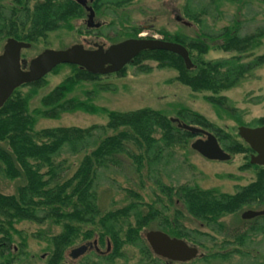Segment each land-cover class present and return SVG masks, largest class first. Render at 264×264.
I'll return each instance as SVG.
<instances>
[{
	"label": "trees",
	"instance_id": "1",
	"mask_svg": "<svg viewBox=\"0 0 264 264\" xmlns=\"http://www.w3.org/2000/svg\"><path fill=\"white\" fill-rule=\"evenodd\" d=\"M13 2L14 7L10 8L12 10L5 22L1 20L4 18L0 7V40L14 38L33 45L46 39L50 33L61 30L76 17L77 6L70 2L38 0L33 8L25 6L23 0ZM185 11L189 19L198 24L201 22L200 15L189 13L188 7H185ZM239 32L238 27L233 25L224 28L218 36L202 33L198 36L199 39L202 37L201 40L190 41L181 34L162 31L160 34L165 41L187 48L196 68L188 70L182 57L162 50L142 52L131 65L144 73L152 69L148 66L149 62L172 69L178 75L176 81L179 84L192 92H208L212 96L206 99L213 106L224 111L231 110L227 105L229 99L221 94L236 89L255 77L257 70L264 68V54L255 56V50L262 45L264 29L244 37ZM208 40L214 43L213 48ZM215 41L220 43L215 44ZM211 49L234 56L208 61L205 56ZM64 67H69L73 74L44 96L41 109L30 111L29 101L36 90L45 84V78L14 91L0 109V177L22 181L17 194L0 193V257L4 259L3 264H12L27 249L28 238L24 232L16 229L21 222L61 227L60 234L47 240L51 247L47 264H65L67 250L81 237L92 240L96 233L99 235L98 243L103 247L110 244L111 249L108 255L100 259L103 262L111 259L112 264L116 259L123 258L126 245L134 246L137 242H141L149 258L154 259L151 247L141 233L147 228L157 227V223L164 225L159 226L167 235L190 239L179 223L182 218L179 209L174 212L173 221L171 216L164 215L153 205H147L146 210V206L136 201L120 210L105 211L99 205L97 191L101 173L122 167L125 158L137 166L140 173L146 162L151 167L161 164L167 154L173 153L177 147L185 148L194 136L179 129L177 123L163 112L148 108L130 113L102 109L100 112L106 114L108 123L88 129L57 127L37 130L39 118L56 119L67 111H88V107L92 106L80 100H69L67 96L82 83H97L100 75L95 76L76 65L66 64L55 68L53 74ZM127 69L114 76L125 77ZM25 87L32 88L28 94L21 92ZM91 111L94 113L96 109L91 108ZM177 118L188 125L207 129L219 138L220 143L229 142L227 150L233 155L250 156L252 153L251 147L239 135L235 137L226 133L196 112L184 109ZM259 123L263 126L264 119ZM70 157L77 160L71 162ZM248 161L245 168H254L256 179L240 188L236 194L203 190L191 184L177 188L162 184L159 188L171 203L176 198L187 214L221 233L224 223L220 221L224 217L240 213L243 209L260 210L264 206V167L252 165L250 157ZM129 194L132 200H141L139 194ZM131 218L135 219V226L129 224L123 231L122 224ZM83 226L94 230L83 232ZM253 228L264 235L262 226L260 229ZM16 236L20 240L18 253L12 247ZM248 237V233H245L237 246L243 248Z\"/></svg>",
	"mask_w": 264,
	"mask_h": 264
},
{
	"label": "rangeland",
	"instance_id": "2",
	"mask_svg": "<svg viewBox=\"0 0 264 264\" xmlns=\"http://www.w3.org/2000/svg\"><path fill=\"white\" fill-rule=\"evenodd\" d=\"M13 3V0H0L2 18H4L1 19L2 22L8 20L7 17L12 10L10 8L14 7ZM128 3L125 7L126 10H115L113 13L111 12V15L107 14L104 18L114 27L111 32L107 33L102 30L90 34L85 33V25L73 19L61 30L50 33L46 39H42L33 44L31 49L24 51V58L31 60L45 49L64 50V48L74 46V44L83 43L84 37H87L90 43H94L95 41H104L99 37L107 35L111 39L118 38L116 42H119L126 40L125 37L133 28L148 27L151 24L155 25V29L153 31L139 30L142 35L147 36L149 34V36L160 39L163 38L160 32L163 31L181 34L190 41L201 40L202 37L199 39L198 36L202 33L214 37L218 36L224 28L233 25L238 27L239 33L243 37L254 34L258 29H264V0H130ZM30 7L33 8V4ZM185 7H188L189 13L192 12V14L201 16L199 24L189 19L190 16L185 11ZM208 42L212 47L214 44L212 40H208ZM215 42H217L215 44L220 43ZM5 44L6 40H0V54ZM86 47L90 46L86 45ZM211 50L205 56L208 61L234 56L220 50ZM262 54H264V39L261 47L255 50V56ZM148 66L152 68L148 73L138 71L136 67L128 65L125 77L100 76L97 83L80 84L67 97L69 100H80L86 104H91L92 106L88 107V111L78 109L77 111H67L56 119L39 118L36 129H57V127L88 129L94 125H106L108 120L106 114L100 112L102 109L130 113L148 108L163 112L169 118H177L180 111L187 109L206 117L212 124L235 137H238L239 127L258 128L260 126L259 121L264 119V68L257 70L255 77L246 80L236 89L221 94V96L229 99L227 105L231 109L224 111L207 101L206 98L212 96L210 93L192 92L188 87L179 84L176 81L178 77L176 71L161 68L155 62H149ZM72 72L69 67H64L59 72L54 74L52 72L46 76L45 84L36 90L29 101L30 111L41 109V101L44 96L62 84L67 77L73 74ZM31 89L25 87L21 92L28 94ZM91 108H95L96 112L93 113ZM196 139L198 138H193L185 148H175L173 153L164 157L161 164L151 167L146 162L140 173L137 171V166L126 158L122 167L101 173L97 191L100 207L105 211H114L123 209L126 205L136 201L146 206V210L147 205H153L164 215L171 216L172 221L174 212L179 209L182 213L179 223L182 224L190 238H184V240L189 245L198 247L200 254L204 256V258L200 257L190 264H263V234L259 232L256 236H251L253 239L246 241L243 248H239L235 244L231 245L222 231L220 233L216 228L207 227L200 221H196L182 209L176 198L171 203L170 198L161 193L159 187L162 184L173 188L191 184L199 186L203 190H216L230 195L236 194L240 188L255 181L256 170L245 168L249 162V155L231 154L227 150V147L230 146L227 142L220 144L227 153L231 154L232 159L229 162L205 159L191 149V145ZM70 159L71 162L77 160L71 157ZM20 185H22L20 180L11 181L0 177V193L4 195L17 194V188ZM129 192L139 194L141 200L137 198L132 200ZM252 209H243L240 213L224 217L220 222L229 228L241 229L243 227L244 232H247L246 228L253 226L258 229L260 226L264 228V217L257 221L259 223L253 221L251 224H245L241 220L245 210ZM129 224L135 226V219L131 218L123 223L122 230L125 231ZM159 225L164 226L157 223V227L145 229L141 233L142 237L145 238V234L150 230H162ZM16 229L24 232V236L28 238V244L24 253L17 256L12 264H47L51 254V247L47 240L51 236L60 234L61 227L48 223L39 226L29 221L18 223ZM82 229L83 232L94 230L85 226ZM19 241L16 236L12 245L16 249L15 253H18ZM94 241H99L98 233L94 235L92 240L88 241L81 237L67 250L66 264H112L111 259L103 262L95 248H90L84 259L78 261L70 259L69 254L73 248L86 243L93 246ZM98 248L102 252L107 251L106 245L103 247L98 243ZM122 254L123 258L116 259L113 264H172L160 258L158 261L154 254V259L149 258L141 242H137L134 246L126 245ZM3 263L4 259L0 257V264Z\"/></svg>",
	"mask_w": 264,
	"mask_h": 264
},
{
	"label": "water",
	"instance_id": "3",
	"mask_svg": "<svg viewBox=\"0 0 264 264\" xmlns=\"http://www.w3.org/2000/svg\"><path fill=\"white\" fill-rule=\"evenodd\" d=\"M95 50L75 44L64 50L47 49L39 56L28 61L22 60V50L30 49L31 45L13 38L7 40L3 53L0 55V109L10 100L15 90L39 82L52 73L55 68L64 64L78 66L92 75L107 76L118 74L138 57L142 52L166 51L182 57L188 70L195 69L187 48L182 44L166 42L162 39H127L105 48L96 45ZM178 128L200 136L191 148L203 158L212 161L229 162L232 158L220 145L218 138L202 128L193 127L173 118ZM239 136L251 147L253 154L251 164L264 167V126L259 128H239ZM263 211H247L244 219L263 217ZM150 247L156 256L177 263H187L199 257V250L189 246L184 240L172 238L162 231H149L146 235ZM85 247L77 250L76 256L83 254ZM203 256V255H202Z\"/></svg>",
	"mask_w": 264,
	"mask_h": 264
},
{
	"label": "flooded vegetation",
	"instance_id": "4",
	"mask_svg": "<svg viewBox=\"0 0 264 264\" xmlns=\"http://www.w3.org/2000/svg\"><path fill=\"white\" fill-rule=\"evenodd\" d=\"M25 1H24L25 2L24 5L29 7V8H30L31 4H33V6H34V4H36L38 2V0H25ZM39 1H42V0H39ZM129 1L130 0H54V2L74 3V5L77 6L76 7L77 10L75 12L76 17H74V21H77L78 23L81 22V24L85 25L84 31H85V33H88V34L95 33V31H102V30H105L107 33L111 32L114 27H113V25H111V23L109 24L106 20H104V18L107 16V14L111 15V12L113 13L115 10H121V9H122V11L126 10L125 7L129 4L128 3ZM154 29H155L154 24H151L148 27L142 26V27L133 28L130 32H128L127 37H125V39L126 40L127 39H138V38L153 39V38H155L154 36H149V34L147 36H144L141 34L142 32L139 30L153 31ZM99 38H102L104 41H95L94 43H90L88 41V38L84 37V39H83L84 41L81 44L87 49H93L94 50L95 48H97L96 45H101V46H104L106 48L110 45L118 43V42H116V40H118V38L111 39L107 35L99 37ZM161 39L164 40V37ZM122 41H124V40H122ZM119 42H121V41H119ZM86 45L90 46V47H86ZM31 48H32V46H31ZM22 58L26 59V58H24V56H22ZM263 209H260V210L252 209V210L263 211ZM247 211H249V210H245V212H247ZM243 214H242L241 220L243 222H245V224H251V223H253V221H255L256 223H259L257 221H259V219L264 217V216L263 217H255L253 219L248 220V219L243 218ZM231 215H234V214H231ZM253 227H256V226H253ZM253 227L252 228H246V230L248 232V236H249L247 241L248 240L250 241V239H253L251 236H253V235L256 236V234H258V232H255ZM244 231L245 230L243 227L241 229L233 228V227L229 228V227H226L225 225H224V229H222V233L225 234L226 240L229 242V244H231V245L235 244L236 246L238 245V240H240V238L245 233H247ZM172 238H175V237H172ZM191 246L195 247V245H191ZM83 247L86 248L84 253L76 256L77 250H79ZM237 247H239V246H237ZM90 248H95V250L99 253V256H101V257L108 255L111 252L110 244L107 245V251L102 252L98 248V241H94L93 246L91 244L86 243V244H83L79 247L73 248L72 252L69 254L70 259L74 260V261L84 259V257L89 253ZM152 253L154 254L153 250H152ZM66 256H68V255L66 254ZM66 256H65L64 262L66 260ZM154 256H155V258H158V259L160 258V259H162L168 263L170 262L172 264H190L189 262H187V263L173 262L171 260H167V259L160 257V256L157 257L155 254H154ZM193 261H195V260H193ZM65 264H66V262H65Z\"/></svg>",
	"mask_w": 264,
	"mask_h": 264
}]
</instances>
